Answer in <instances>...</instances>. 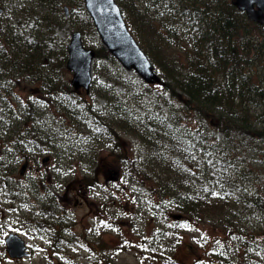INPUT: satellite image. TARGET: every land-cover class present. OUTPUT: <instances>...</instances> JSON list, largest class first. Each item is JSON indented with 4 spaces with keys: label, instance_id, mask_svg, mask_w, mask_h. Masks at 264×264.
<instances>
[{
    "label": "rangeland",
    "instance_id": "1",
    "mask_svg": "<svg viewBox=\"0 0 264 264\" xmlns=\"http://www.w3.org/2000/svg\"><path fill=\"white\" fill-rule=\"evenodd\" d=\"M125 1L118 0L121 9ZM129 1L134 28L126 23L134 38L143 40V48H156L158 62H175L173 69H181L189 40L182 29L167 32L170 8L162 0ZM89 20L83 0H0V264H221L215 249L223 230L216 209L174 218L155 193L142 198L138 193L148 190L147 183L130 180L125 172V163L142 155L139 135L124 125L100 135L86 130L62 102L64 87L100 111L114 96L122 104L130 100L139 112L146 105L167 110L168 103L182 102L179 93L170 100L167 78L147 82L103 51L91 61L89 90L73 89V73L65 63L73 30L81 31L87 46L102 44ZM251 26L261 39L264 22ZM162 66H154L159 74ZM253 66L264 72V47ZM106 79L115 90L110 99L94 91ZM130 88L140 93L137 100ZM248 106L264 111V99ZM22 134H27L24 140L42 137L43 144L22 143ZM246 147L245 159L255 157ZM26 149L32 153L19 171L20 151ZM9 232L24 239L27 254L8 255L4 236Z\"/></svg>",
    "mask_w": 264,
    "mask_h": 264
},
{
    "label": "trees",
    "instance_id": "2",
    "mask_svg": "<svg viewBox=\"0 0 264 264\" xmlns=\"http://www.w3.org/2000/svg\"><path fill=\"white\" fill-rule=\"evenodd\" d=\"M128 4L129 0L121 5L122 15L133 27ZM162 4L170 8L167 32L182 29L189 40L186 62L177 58L182 66L175 70V62H158L156 48L145 45L144 50L153 66L163 63L157 73L159 79L167 78L164 87L170 100L179 93L182 102L168 103L167 110L146 105L147 110L139 112L130 100L122 104L115 96L110 99L115 90L107 79L94 91L110 99V111L98 110L87 97H75L65 87L62 102L86 130L94 128L100 135L124 125L139 135L142 155L126 160L125 172L130 180L147 183V191L139 190L142 198L155 193L159 203L187 218L216 209L223 230L215 249L217 261L264 264V111L248 106L264 99V72L253 66L264 47V35L256 39L251 31V25L262 23L249 19L230 0H162ZM95 51L111 54L102 44ZM19 57L26 59L21 53ZM128 80L133 81L129 76ZM130 92L137 100L140 93L133 88ZM184 117L191 120L183 121ZM26 135L22 134V143L43 144L42 137L24 140ZM246 146L256 155L249 160Z\"/></svg>",
    "mask_w": 264,
    "mask_h": 264
},
{
    "label": "water",
    "instance_id": "3",
    "mask_svg": "<svg viewBox=\"0 0 264 264\" xmlns=\"http://www.w3.org/2000/svg\"><path fill=\"white\" fill-rule=\"evenodd\" d=\"M230 1L238 9L245 11L249 19L264 22V0ZM84 6L101 43L126 69L132 67L147 82L159 80L152 60L127 27L116 0H84ZM63 9L67 13L66 4L63 5ZM68 41L65 63L73 73L70 83L73 88L83 86L88 90L92 78L91 61L96 51L93 47L84 44L80 30H73ZM23 167L24 164L20 167V171ZM171 215L177 218L181 213L171 212ZM5 243L10 255L17 256L27 252L24 239L17 232L7 234Z\"/></svg>",
    "mask_w": 264,
    "mask_h": 264
},
{
    "label": "flooded vegetation",
    "instance_id": "4",
    "mask_svg": "<svg viewBox=\"0 0 264 264\" xmlns=\"http://www.w3.org/2000/svg\"><path fill=\"white\" fill-rule=\"evenodd\" d=\"M20 152L24 153L25 156H27L29 154V152L32 153V151H30L29 149H26V150H23V151H20Z\"/></svg>",
    "mask_w": 264,
    "mask_h": 264
},
{
    "label": "bare ground",
    "instance_id": "5",
    "mask_svg": "<svg viewBox=\"0 0 264 264\" xmlns=\"http://www.w3.org/2000/svg\"><path fill=\"white\" fill-rule=\"evenodd\" d=\"M99 39V38H98Z\"/></svg>",
    "mask_w": 264,
    "mask_h": 264
}]
</instances>
